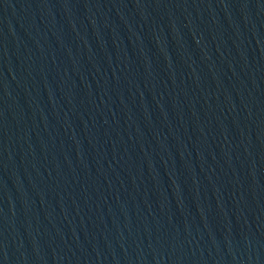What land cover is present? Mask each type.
Segmentation results:
<instances>
[{"label":"water","instance_id":"95a60500","mask_svg":"<svg viewBox=\"0 0 264 264\" xmlns=\"http://www.w3.org/2000/svg\"><path fill=\"white\" fill-rule=\"evenodd\" d=\"M0 264H264V0H0Z\"/></svg>","mask_w":264,"mask_h":264}]
</instances>
